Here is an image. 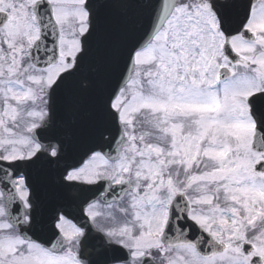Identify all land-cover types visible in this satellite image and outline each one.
Listing matches in <instances>:
<instances>
[{"label":"snow or ice","instance_id":"6c2138e0","mask_svg":"<svg viewBox=\"0 0 264 264\" xmlns=\"http://www.w3.org/2000/svg\"><path fill=\"white\" fill-rule=\"evenodd\" d=\"M0 264H264V0H0Z\"/></svg>","mask_w":264,"mask_h":264}]
</instances>
